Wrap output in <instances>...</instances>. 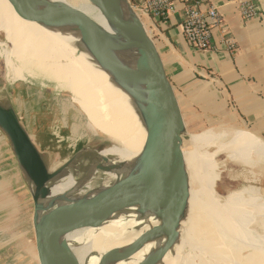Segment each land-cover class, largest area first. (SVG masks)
<instances>
[{
    "label": "bare ground",
    "instance_id": "1",
    "mask_svg": "<svg viewBox=\"0 0 264 264\" xmlns=\"http://www.w3.org/2000/svg\"><path fill=\"white\" fill-rule=\"evenodd\" d=\"M40 1L26 0L36 6ZM44 1L80 14L111 34L100 9L90 0ZM0 36L4 40L0 59L9 84L22 80L26 85H36L39 92L67 94L64 103L81 117V125L90 129L93 137L111 144L99 153L100 158L108 159L107 166H116L103 173L102 179L88 183L86 191L79 189L81 179H76L71 169L62 178L51 179L46 185L50 196L38 202V223L50 209V200L67 194L53 208L69 206L84 196L97 195L141 167L146 132L139 113L132 99L84 49L73 26L56 28L25 20L7 0H0ZM124 63L135 70L133 56L125 57ZM189 144L191 150L185 152L187 212L180 222L177 242L156 264H264V197L260 190L242 187L224 197L214 190L220 178L214 162L219 152L229 162L251 169L264 159V144L247 133L226 130L189 136ZM211 148L215 152H209ZM160 223L153 215L142 216L136 206H130L99 227L69 230L66 243L75 264H101L109 252L131 247ZM164 241V237L154 236L115 264H141Z\"/></svg>",
    "mask_w": 264,
    "mask_h": 264
},
{
    "label": "water",
    "instance_id": "2",
    "mask_svg": "<svg viewBox=\"0 0 264 264\" xmlns=\"http://www.w3.org/2000/svg\"><path fill=\"white\" fill-rule=\"evenodd\" d=\"M7 1L25 20L56 28L73 26L84 49L132 99L146 132L139 169L97 195L84 196L69 206L53 208L67 194L50 200V209L38 223V202L50 196L47 183L62 178L59 175L67 166L50 172L43 154L12 106L7 102L5 105L0 103V130L8 138L19 168L33 187V228L38 263L75 264L66 243L67 232L99 227L109 217L130 206H136L138 214L153 215L161 223L144 232L131 247L109 252L101 264H115L152 237L162 236L165 238L163 245L141 264L158 263L177 242L179 225L187 212L189 186L183 151L184 136L189 129L152 37L129 0H90L100 9L111 34L86 17L48 1H40L39 6L26 0ZM130 56L134 58L135 70L124 63V58ZM84 151L83 148L77 152L82 154L80 160L89 157ZM101 160L103 164L96 165V171L105 173L116 168L107 166L108 159Z\"/></svg>",
    "mask_w": 264,
    "mask_h": 264
},
{
    "label": "crops",
    "instance_id": "3",
    "mask_svg": "<svg viewBox=\"0 0 264 264\" xmlns=\"http://www.w3.org/2000/svg\"><path fill=\"white\" fill-rule=\"evenodd\" d=\"M142 1L129 0L133 7L139 6ZM190 1L173 0L164 19L142 17L189 130L199 132L208 128L201 133L210 130L241 131L264 144V0H256L260 15L249 21L240 18L233 0H195L218 10L234 41V52H229L218 43L216 30L212 33L211 49L197 50L187 44L181 26ZM14 100L16 103L11 106L40 152V97L30 94L26 101L16 94ZM58 110L57 127L61 131L69 130L67 121L76 120L72 116L75 110L67 109L66 116L62 114L61 106ZM52 135L59 138L55 132ZM2 142L0 138V251L8 240L13 247H17V251L19 243L15 241H20L21 248L23 239L20 240V237L26 236L22 214L25 192L21 188L28 189V180L18 164L9 161ZM260 170L264 172V159ZM261 194L264 197V192ZM34 258L38 261L37 257Z\"/></svg>",
    "mask_w": 264,
    "mask_h": 264
},
{
    "label": "rangeland",
    "instance_id": "4",
    "mask_svg": "<svg viewBox=\"0 0 264 264\" xmlns=\"http://www.w3.org/2000/svg\"><path fill=\"white\" fill-rule=\"evenodd\" d=\"M146 29L151 37L150 31L148 30V28ZM3 42V37L0 36V51L4 50L2 47ZM25 90L27 91V93L25 92ZM16 94L17 96H23L26 101L29 100L30 94H34V96L39 95L40 97V151H42V154L46 159L48 165L47 167L50 172L58 170L63 166H67V169H71L73 171L76 179H81L78 182V186L81 187V190H84L86 185L91 181V184H93L96 180L102 179L103 173L95 170L96 165L103 164L99 156V151L111 147V144L102 142L98 138L90 136L89 133H91L92 131L90 129L87 130L85 127H83V124L82 126H80L81 117H79V115L76 113L72 115L74 116V118H76V120H73V122L71 120L67 121L69 130L64 129L63 133V131H61L62 129L57 127L59 126V124H57L59 120L58 106H61L62 110L65 112H62V114L66 116L68 111L67 109L71 108L70 105H67V107L64 103L66 102L65 100H67L68 95L65 93H61L59 96H55V94H53V92L50 90L39 92L36 85H26L23 82H13V84H9L6 78L5 65L0 59V103L2 105H5L6 102L10 105L15 104L16 102L14 98ZM27 95L29 96L28 99L26 98ZM19 104L20 103H18V106ZM71 109L73 110V108ZM71 125L73 127H71ZM188 129H190L189 126ZM206 129L208 128H205L199 132H191L189 130V132L184 136L185 151H183V155L185 156V163L186 159L188 160V156L187 154H185V152L188 153V151L191 150V146L189 144V136H196L193 134L201 133ZM212 131L214 132L217 130ZM54 132L56 135H59L60 132L59 138H55V135H52V133ZM0 138L3 140V151H5L7 156L10 157L9 161L15 165L17 161L11 150L9 140L1 130ZM77 145H79L78 148H75V146ZM82 146H84V153L89 154V157L84 160H80L82 154H77L78 150ZM208 151L215 152V149L211 148ZM58 157H60L61 160ZM109 159L111 160L114 158L109 157ZM67 161L69 162L64 165ZM214 162H216V164L218 165V171L220 173L219 181L216 183L214 189L217 195H223L222 197H224L225 194L227 195L231 191L239 190L242 187H256L260 189L261 192H264V172L260 170L261 163L251 169L244 168L229 162L226 158V155L222 152H219L215 156ZM67 169L62 171L59 177L64 176L67 173ZM234 174H236L238 178ZM90 175H92V178H90ZM21 189L23 190V192H25L22 203V214H24V225L26 228L23 233L25 232L26 236L24 237L23 235L22 238L20 237V240L23 239V242H21V248L19 245L20 241H15V243H19L17 245L19 246V250L17 251L15 250L17 249V247H13V245L10 244L12 243L10 240L5 241L4 249L0 251V264H39L38 261H36L34 258L35 236L33 228V187L29 183L27 190H24L23 187ZM21 189L19 190L21 191ZM98 255H96L95 257H97Z\"/></svg>",
    "mask_w": 264,
    "mask_h": 264
},
{
    "label": "built area",
    "instance_id": "5",
    "mask_svg": "<svg viewBox=\"0 0 264 264\" xmlns=\"http://www.w3.org/2000/svg\"><path fill=\"white\" fill-rule=\"evenodd\" d=\"M173 0H143L139 6L133 7L137 15L156 20L164 19L171 9ZM237 12L243 21L257 19L260 15L256 0H233ZM182 34L189 46L197 50L212 48V33L217 32L218 43L229 52L236 51L234 41L228 34L218 10L199 1L187 3L182 23Z\"/></svg>",
    "mask_w": 264,
    "mask_h": 264
},
{
    "label": "trees",
    "instance_id": "6",
    "mask_svg": "<svg viewBox=\"0 0 264 264\" xmlns=\"http://www.w3.org/2000/svg\"><path fill=\"white\" fill-rule=\"evenodd\" d=\"M132 5V4H131ZM133 6V5H132Z\"/></svg>",
    "mask_w": 264,
    "mask_h": 264
}]
</instances>
